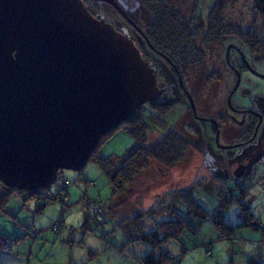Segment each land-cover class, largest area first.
<instances>
[{
	"label": "rangeland",
	"instance_id": "rangeland-1",
	"mask_svg": "<svg viewBox=\"0 0 264 264\" xmlns=\"http://www.w3.org/2000/svg\"><path fill=\"white\" fill-rule=\"evenodd\" d=\"M118 1L127 13L134 17L139 15L141 0ZM211 1L168 0L174 6H180L183 9L180 11L188 18L190 14L194 15V23L201 26L208 23L206 14ZM85 2L94 12L101 13L112 23H118V29L127 32L135 39L137 46L144 50L139 45L133 28L116 9L104 2ZM253 4L254 0H238L234 5H229L223 21L249 26ZM211 16L217 22L215 14ZM202 32H199V43L205 46L207 42L202 41ZM199 55L201 56V52ZM263 60L264 58L257 62L262 72ZM202 62L201 60L200 68L204 65ZM158 67L160 69L159 65ZM217 67L221 68V78L215 84H219L220 90L213 98L211 96L204 111L200 108L198 111L211 117L224 113L229 123L232 122L233 128L239 131V120L243 116L229 108L225 99L226 90L233 82V75L222 63L219 62ZM242 76V82L232 97L233 103L247 106L255 102L256 108L264 112V79L249 71H243ZM156 77L160 79L162 88L171 85L163 70L160 74L156 71ZM181 99L165 114H161L158 107L156 111L149 106L143 110L149 125L146 144L156 143L169 130L181 132L186 137L188 147L178 164L162 168L156 160L151 159L149 167L137 174L127 191L120 195L113 193L108 175L92 159L80 170L61 169L56 181L41 189L39 195L41 198L51 197L60 192L62 200L47 198L49 203L40 212L35 211L36 197L24 199L20 194L14 193L4 210H0V231L11 241L17 236L19 239L13 241L11 250L0 253V264H71L74 261L78 264H98L89 250L98 251L103 264H122L117 249L124 247L128 232L119 222L140 211L148 213L156 210L155 217L145 216V229L150 230L156 221L169 216L167 207L175 205L180 216L187 219V224L188 220L192 221L195 209L192 207L188 209L190 212L186 211L185 200L180 198L181 195H195L209 214L202 222L205 224L200 233L199 220L193 218L192 225L199 229L197 232L193 228L184 229L178 238H172L165 244V249L176 256L170 264H264V149L255 159L248 161L249 154L255 152L257 145L264 140V134H260L259 139L249 145L220 148L215 142L214 131L209 122L194 118L182 97ZM140 109L142 113V108ZM221 140L231 141L225 135ZM135 145V138L122 124L106 134L98 148L103 155L120 161ZM241 166L247 167L243 173L238 171ZM66 182L68 185L64 186ZM233 188L234 195L227 197L226 212L220 216L235 228L229 234L221 235L214 226L212 216L220 219L219 210L216 213L212 209L221 203L219 191L223 190L227 195ZM90 198L108 203L104 210L105 222L84 231L82 226L86 220V203ZM242 204L253 212L255 218L252 221L256 225L237 226L242 220L249 219L241 214ZM57 223H60L58 233L54 229ZM66 238L71 241L66 242Z\"/></svg>",
	"mask_w": 264,
	"mask_h": 264
},
{
	"label": "water",
	"instance_id": "water-1",
	"mask_svg": "<svg viewBox=\"0 0 264 264\" xmlns=\"http://www.w3.org/2000/svg\"><path fill=\"white\" fill-rule=\"evenodd\" d=\"M110 3L125 18L117 0ZM135 40L84 0H0V181L49 187L162 94ZM243 171V167L239 172Z\"/></svg>",
	"mask_w": 264,
	"mask_h": 264
},
{
	"label": "flooded vegetation",
	"instance_id": "flooded-vegetation-1",
	"mask_svg": "<svg viewBox=\"0 0 264 264\" xmlns=\"http://www.w3.org/2000/svg\"><path fill=\"white\" fill-rule=\"evenodd\" d=\"M165 1L166 4L171 7V10L172 8L177 10V16L180 17L182 14V18L180 17L182 23H177V19L175 21L168 17L166 23L163 24L164 29L159 39L154 35L155 32L152 27L153 14L147 9L145 3L141 1L138 16L134 17L125 11L129 15L130 20L125 18L118 11L137 34L139 45L143 46L144 50L139 48L143 57L154 68L155 75L156 71L160 74L163 70L166 78L171 82L169 87L162 88L161 83L159 84L160 79H158V84L163 89L162 94L158 99L143 104L142 110H144L146 106H149L151 110L156 111L158 107L160 113L165 114L170 112L178 102L182 100V97L185 106L191 111L194 118L209 122L210 127L214 131V138L218 147L233 148L244 144L249 145L250 142L256 141L259 139L260 134H264V112L256 108L255 102H251L250 105L247 106H237L232 100L234 93L242 82L243 71H249L253 75L264 79V72H262L257 65V62L262 61L264 55L259 54L250 47L246 37L249 26L244 24L225 23L223 21L224 14L223 18H221V16H218V13L216 16L220 17V21H218V24H213L211 18L212 3L209 4L206 14V16H208V23L205 26L204 24L201 26L199 23V25H197L194 23V15L190 14L188 18L182 13L183 11H180L183 10L180 6H174L170 4L168 0ZM98 2L111 5L105 1ZM89 9L96 15L101 14L99 12H94L90 7ZM142 19L143 21H141ZM113 24L117 28L120 27L117 25L118 23ZM200 31H203L202 41L207 42L205 46L199 43ZM200 52L201 56L199 55ZM201 60L204 64L202 68H200ZM218 61L233 75V82L226 90L225 99L229 108L234 112L241 113L243 116V118L239 120L241 124L239 131L233 128L232 122L231 124L229 123L227 115L224 113L220 112L218 116L211 117L198 111L199 108L201 111H204V108H206L211 101V96L213 98L220 90L219 84H215L219 82L221 78V68L217 67V65H219ZM223 135L231 141L222 142L221 137ZM263 149L264 140L260 141L255 152L249 154L248 161L250 162L255 159ZM241 167H243V173L247 167ZM234 189L235 188L232 190L230 189L227 192V197H229L228 195H231V193L234 194Z\"/></svg>",
	"mask_w": 264,
	"mask_h": 264
},
{
	"label": "trees",
	"instance_id": "trees-1",
	"mask_svg": "<svg viewBox=\"0 0 264 264\" xmlns=\"http://www.w3.org/2000/svg\"><path fill=\"white\" fill-rule=\"evenodd\" d=\"M141 1L142 3L146 4L147 9H149L151 11L150 13L153 14L152 27L155 32L154 35L157 37V39H159V37L162 35V31L164 29L163 24L166 23L168 17H170V19H174L175 21L177 19V23H182V17L180 16V18L176 15V13L178 14L177 10L174 8H172L171 10V7L166 4L165 0ZM236 2H238V0H212L211 14H215L216 16L218 13V16H221V18H223V14L225 13L229 5H234ZM251 13V24H249L246 37L250 47L259 54L264 55V0H254ZM218 16H216L217 22L213 21V24H218V21H220V17ZM142 107L143 106H140L136 113L130 119L122 123L135 138L136 145L130 148L120 159V161L115 160L112 156H106L100 153V150L98 148L99 144L90 157V160L92 159L96 161L102 168V170L108 175L109 180L113 185V193L115 195H120L121 193L127 191V188L132 184L135 176L149 167L151 159L156 160L159 165L162 166V168H171L179 163V161L185 155L188 147V141L186 137L181 132H177L174 130H169L168 132H166L156 143L152 145L146 144L149 125L144 118L145 113L143 112V110L142 113H140V108ZM138 116H140L141 118ZM103 138L104 137H102V139ZM66 183L64 186L68 185V182ZM0 185L2 187V191L0 192V210H4L5 206L14 193L20 194L24 199L36 197V212H40L49 203V200L47 198L53 200H62L63 197L62 193L58 192L55 196L41 198L39 195L40 190H20L15 187L7 186L1 181ZM218 194L221 197V203L217 208H213L212 210H219L218 215L220 216L223 210H225L224 212H226L228 198L223 190H220ZM232 195L234 194L231 193V195L228 196L230 197ZM180 198H183L186 201H184L186 211L194 207L195 211H193L194 213L192 214V220L193 218H197L200 222L205 221L206 217H208L209 212L207 211L205 206L201 202H199L198 198L195 195H181ZM89 200L93 199L90 198ZM187 203H189V207L187 206ZM107 205L108 203L106 202V206ZM241 206V214L249 219L242 220L241 222L237 223V226H244L249 224L256 225V222L252 221L255 218L253 212H251L245 204H242ZM86 208V220L84 221V225L82 226V228H85L84 231L90 230L94 226L100 225L104 221L105 212L104 211L102 214V221L96 219L92 224L89 222L87 214L88 202L86 203ZM167 209L169 212V216L161 221H156L155 226L150 230L145 229V216L155 217L157 213L156 210L148 211V213L145 211H140L120 221L122 227H125L128 232L127 239L129 242L133 240H140L149 244V252L146 253V255L142 258V261L145 264L173 263V260L176 258V256L165 249V244L172 238H178L184 229H195V227H193L192 225V221L189 222L188 220V223L185 224L187 222V219H184L180 216L181 214L178 213V208H176L175 205H170L167 207ZM188 212H190V210ZM224 212L221 216L224 215ZM212 216L214 217V226L221 233V235L229 234L235 228L233 224L224 221L221 216L220 219L216 218L214 215ZM59 227L60 223H57L54 226V229L55 231L57 230V233L59 231ZM195 231L197 232V229H195ZM18 239L19 237L17 236L11 241L4 232L0 231V253L11 250L13 241H16ZM66 241H69V239L66 238ZM255 263L256 262H253V264Z\"/></svg>",
	"mask_w": 264,
	"mask_h": 264
},
{
	"label": "crops",
	"instance_id": "crops-1",
	"mask_svg": "<svg viewBox=\"0 0 264 264\" xmlns=\"http://www.w3.org/2000/svg\"><path fill=\"white\" fill-rule=\"evenodd\" d=\"M192 222H193V220H192ZM204 224L205 223H202L199 221V225H201V227H200L201 229H200L199 233L201 232L202 226ZM195 229H197V231L199 230L198 228H195ZM70 241L71 240L69 239V241H66V242L69 243ZM141 242H144V241L133 240V241L129 242L127 240L123 244L124 247H122L121 249L120 248L117 249V251L119 252V257L122 259V264H145V263H143L142 258L146 255V253L149 252L150 248H149L148 243H146V242L141 243ZM127 245H129V247ZM126 247H128V248H126ZM89 254L91 255V257H93L95 260H97L98 264H103V262L99 259L100 256H99L98 251L96 252V251L89 250ZM71 264H78V263L74 261Z\"/></svg>",
	"mask_w": 264,
	"mask_h": 264
},
{
	"label": "built area",
	"instance_id": "built-area-1",
	"mask_svg": "<svg viewBox=\"0 0 264 264\" xmlns=\"http://www.w3.org/2000/svg\"><path fill=\"white\" fill-rule=\"evenodd\" d=\"M106 202L101 201H94L90 200L88 201V219L90 222H94L96 219L99 221L103 220L102 214L104 212V209L106 208ZM213 212L217 213V210H214Z\"/></svg>",
	"mask_w": 264,
	"mask_h": 264
},
{
	"label": "bare ground",
	"instance_id": "bare-ground-1",
	"mask_svg": "<svg viewBox=\"0 0 264 264\" xmlns=\"http://www.w3.org/2000/svg\"><path fill=\"white\" fill-rule=\"evenodd\" d=\"M94 201H95V200H94ZM104 210H105V209H104ZM87 214H88V213H87ZM89 222H90V221H89ZM103 222H104V221H103ZM103 222H102V223H103ZM90 223H92V222H90ZM102 223H101V224H102ZM92 224H93V223H92ZM58 232H59V231H58ZM208 253L211 255L210 251H209Z\"/></svg>",
	"mask_w": 264,
	"mask_h": 264
}]
</instances>
